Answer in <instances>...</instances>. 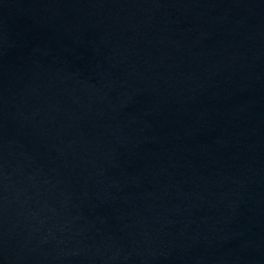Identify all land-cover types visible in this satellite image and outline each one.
Here are the masks:
<instances>
[{"label":"water","instance_id":"obj_1","mask_svg":"<svg viewBox=\"0 0 264 264\" xmlns=\"http://www.w3.org/2000/svg\"><path fill=\"white\" fill-rule=\"evenodd\" d=\"M0 264H264V0H0Z\"/></svg>","mask_w":264,"mask_h":264}]
</instances>
